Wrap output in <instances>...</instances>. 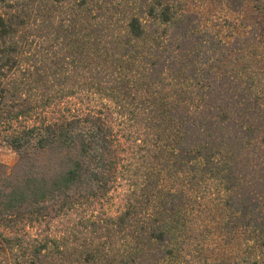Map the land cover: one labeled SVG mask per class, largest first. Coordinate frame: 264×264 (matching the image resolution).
<instances>
[{"label":"trees","instance_id":"trees-1","mask_svg":"<svg viewBox=\"0 0 264 264\" xmlns=\"http://www.w3.org/2000/svg\"><path fill=\"white\" fill-rule=\"evenodd\" d=\"M183 1L0 0V264H264V0Z\"/></svg>","mask_w":264,"mask_h":264},{"label":"rangeland","instance_id":"rangeland-1","mask_svg":"<svg viewBox=\"0 0 264 264\" xmlns=\"http://www.w3.org/2000/svg\"><path fill=\"white\" fill-rule=\"evenodd\" d=\"M231 0H184V10L197 16V22L201 28H206L215 33L226 43L234 38L242 36V8L233 11L229 6ZM262 20V16H260ZM264 22V21H263ZM17 160L16 154L5 144L0 145V165L10 168ZM105 209L114 214L119 209L116 199H106ZM228 250L235 254L236 246H228Z\"/></svg>","mask_w":264,"mask_h":264}]
</instances>
